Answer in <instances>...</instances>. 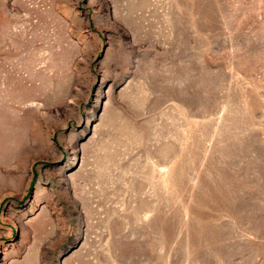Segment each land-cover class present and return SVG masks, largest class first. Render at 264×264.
Wrapping results in <instances>:
<instances>
[{
  "label": "rangeland",
  "instance_id": "1",
  "mask_svg": "<svg viewBox=\"0 0 264 264\" xmlns=\"http://www.w3.org/2000/svg\"><path fill=\"white\" fill-rule=\"evenodd\" d=\"M0 264H264V0H0Z\"/></svg>",
  "mask_w": 264,
  "mask_h": 264
}]
</instances>
